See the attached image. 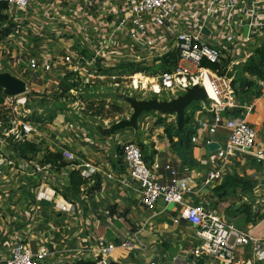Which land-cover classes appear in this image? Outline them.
Segmentation results:
<instances>
[{
  "label": "built area",
  "instance_id": "built-area-1",
  "mask_svg": "<svg viewBox=\"0 0 264 264\" xmlns=\"http://www.w3.org/2000/svg\"><path fill=\"white\" fill-rule=\"evenodd\" d=\"M0 3L8 7L5 12L7 21L0 24V37L7 38L9 35L2 36L3 31H10L13 24L16 28L12 31L18 33L21 41H28L32 31V41L70 44L78 41L81 44V50L77 51L73 45L60 57L49 56L51 48L42 49L38 57L29 56L20 69L32 78L49 83L55 78L75 74L82 77L85 73L89 80H101L105 76L103 70L115 67L120 61L140 63L173 53L176 60L172 71L153 78L142 71L135 73L131 77V88L152 91L159 96L165 91L187 93L195 86L206 90L205 84L209 83L215 95L207 98L211 102L212 122L197 121L194 129L206 130L209 134L207 144L219 147L211 156L215 170L202 180L204 187H212L228 177L240 159L261 158L253 152L259 132L247 120L254 106L246 107L247 114L243 117H232L227 110L235 106V90L238 89L237 85L233 86L234 78L229 76L234 75L235 63L243 66L255 50L264 45V0H0ZM205 29L208 34L203 32ZM3 44L6 46L5 42ZM3 53L0 69L9 70L21 64L20 55L10 56L6 48ZM204 63L218 65L221 74L205 67ZM119 81L118 74L112 76L113 84L118 86ZM161 119L164 122L159 123ZM148 120L163 130L171 123L167 115L155 119L148 117ZM10 126L11 129L5 131L6 137L16 135L22 140H41L37 138L39 126L32 122L14 121ZM220 128L226 131L220 133ZM192 139L196 141L195 137ZM118 146L122 155L121 168L112 170L107 179L120 181L125 186L136 184L141 203L149 211L154 212L160 202L166 206H182V218L196 228L191 249L192 264H243L239 259L240 248L246 250L250 264H264V232L253 233L238 227L213 203L187 204L186 195L195 189L181 180L169 164L148 163L141 141L119 142ZM61 153L63 162L70 164V168L78 166L76 168L85 179L93 178L95 170L89 162L82 163L78 153L70 150ZM6 160L0 153V181ZM82 165L85 170H81ZM162 168L170 172V178L163 177ZM35 171L42 183L50 185L56 194L61 192L63 197L72 196L68 190L69 167L57 169L46 165ZM34 198L31 194L27 197L26 204L20 207L0 236V264H74L80 261L108 264L107 260H114L120 247L136 249L131 240L119 246L103 238L92 239L89 235L53 240V231L37 232V227L32 224ZM70 198L61 207V213L68 215L75 209L77 202ZM42 219L53 229L58 225L51 221L49 211L42 215ZM41 234L42 242L33 248L31 242Z\"/></svg>",
  "mask_w": 264,
  "mask_h": 264
},
{
  "label": "crops",
  "instance_id": "crops-1",
  "mask_svg": "<svg viewBox=\"0 0 264 264\" xmlns=\"http://www.w3.org/2000/svg\"><path fill=\"white\" fill-rule=\"evenodd\" d=\"M15 28L16 26L11 24L10 31L13 32L12 29ZM10 31L6 33L3 31L2 36L9 35L7 38L0 37V44L2 43L0 56L4 55L3 49L6 48L10 52V56H13L12 54L20 55L21 64H16L15 68L9 70L7 68L0 69V72H11L28 81L29 87L35 91L42 90L41 85L45 81L32 78L22 68L20 69V66L25 65L31 55L38 57L42 49L51 48L49 56L60 57L63 53L71 50V44L64 41L34 42L31 40V36L25 42L18 39V33L13 32L12 35ZM19 34L24 35V32H19ZM2 41L6 43V46ZM255 80L258 88L253 89L255 91H249L244 96V100L238 103H236V96L235 106L231 107L233 111L232 113L227 112V114L232 117H243L247 114L246 107L254 106V110L247 120L259 132L253 152L261 158L250 156L240 159L237 167L233 168L228 177H236L242 184L228 195L218 197L219 194L216 191L225 179L216 182L212 187H204L202 184V180L215 170V165L211 161L214 152L207 144L208 132L198 128V130L194 129V125L197 121L212 122L209 100H206L209 103L206 101L194 102L186 110L183 121L177 115L169 117L172 140L166 130L156 127L155 131L153 128L150 133L143 134L141 139L144 141L139 140V142L141 141L148 163L158 162L163 166L169 164L178 173L181 180L195 189L194 192L186 195L185 202L187 204L213 203L221 214L231 217L237 226L253 233H262L264 232V81ZM44 87L50 89L52 84H45ZM258 91L259 93L255 95ZM62 119L60 121H63ZM57 121L58 125L55 126L57 130L55 128L47 129L46 133L42 132L41 124L34 123L39 126L40 134L37 135V138L45 139L44 141L48 143L46 147L40 144L43 152L30 161L22 159L13 152L9 148L6 137L0 135V153H3L7 158L3 167L4 174L0 181V236L4 233L5 227L7 228L8 222L15 218L20 207L26 204L25 201L31 194L38 203L34 202L32 206V224L37 227V232L53 231L52 238L50 237L53 240L62 241L63 239L68 240L70 237L79 238L89 235L92 239L103 238L106 241L117 243L119 246L131 240L136 249L128 250L120 247L114 254V260L120 264H149L151 262L156 264H192L191 249L195 241L196 228L192 223L182 218L183 207L180 205L166 206L160 202L154 212L149 211L141 203L136 184L130 183L125 186L120 181L107 179V175L112 170L121 168V151L113 141L115 139L117 141L120 135H116L114 138L108 137L106 143L97 141V139L92 141L86 139L83 132L76 129L75 124L72 125L73 128L65 125L59 127L65 122V119L64 122H59L58 119ZM225 131L224 128H220V133ZM193 137L196 138V141H193ZM133 138L137 139V136L134 135ZM41 140L29 139V141L37 143H40ZM111 140L112 143L109 142ZM93 143L96 148H93ZM64 150L78 153L81 156V162H89L96 172L92 179H87L88 187H84V191L82 189L80 197L74 195L63 197L61 192L56 194L50 185L42 183L39 174L35 171L37 168L46 166L42 164V161L47 151L62 152ZM68 167L71 173L79 170L78 166H75L76 169ZM84 167L85 165H82L81 170H85ZM161 174L166 179L171 176L165 168L161 169ZM80 175L84 178L81 173ZM98 183L101 184L100 188L97 187ZM68 185L70 187V184ZM70 197L77 202L76 206L74 205L75 209H72L71 214H63L60 209L65 202H68L67 200H71ZM81 201L83 206L79 204ZM250 204L254 206L258 214H256V221L252 223L247 221V215L242 210L243 206ZM46 211L51 213V221L58 223L55 229L51 228L50 223L43 221L42 215ZM43 234L31 242L33 248L38 242H42ZM109 235L112 236V239H109ZM244 251L246 250L239 249V259L243 264H250L247 258L248 254ZM171 252H173L172 260L169 259Z\"/></svg>",
  "mask_w": 264,
  "mask_h": 264
},
{
  "label": "rangeland",
  "instance_id": "rangeland-1",
  "mask_svg": "<svg viewBox=\"0 0 264 264\" xmlns=\"http://www.w3.org/2000/svg\"><path fill=\"white\" fill-rule=\"evenodd\" d=\"M29 34L34 36L32 31ZM42 34H44L43 31ZM34 42L36 41L34 40ZM71 46L77 51L81 50V44L78 41L72 42ZM250 58L243 66L235 63L233 67L234 75H229L234 78L233 81L237 82L238 89L235 90L236 103L244 100V96L249 93V91L244 93L240 90L241 84L238 80L247 78L257 84L255 78L254 81L252 76L244 73L245 66ZM174 60H176L175 54L166 53L162 58H151L146 62L126 64L120 61L115 67H108L103 70L105 76L101 80L93 78L89 80L86 78V74L83 73L84 76L82 77L75 74L74 76L59 78L58 80L55 78L49 83L43 82L41 85L42 90L40 89V91H35L29 87L27 94L17 98L5 99V102L0 105V119L9 120L11 125V122L14 121L25 123L30 118H33L34 122L32 123L41 124L43 131L47 129L53 130V128L57 130L55 127L58 125L57 119L59 122H64L65 119V122L59 127H63V125L73 127L72 125L75 124L76 129L84 131L85 138L92 141L97 139V141L106 143L108 142V137L114 138L116 135H120L117 141L116 139L113 140L115 141L114 145L117 147L119 142L129 140L139 142L143 134L150 133L153 128L155 131L157 127L155 123L152 124L148 120V117L155 119L164 116L163 113L153 110L148 111L140 106L151 101L170 102L184 97L186 92L165 91L158 96L152 91H135L131 88V77L140 71L150 78L157 77L164 72L172 71L174 69ZM114 71H118V73ZM115 74H118V79L120 80L118 86L112 82V76ZM218 77L222 78L220 75ZM50 83L52 84L50 89L44 87L45 84ZM257 88L258 85H255L250 91H255L253 89ZM258 93L259 91L255 95ZM171 116H176V114H167V117ZM39 118L44 120L40 123ZM60 118H63V121H60ZM6 130H3L4 136H7ZM170 130L166 133L169 134ZM134 135L137 136V139L133 138ZM44 140H41L39 144L46 147L48 142ZM113 141L109 142L112 143ZM93 146V148H96L94 143ZM79 204L83 206L82 201ZM109 239H112L111 235H109ZM172 257L173 252H171L169 259L172 260Z\"/></svg>",
  "mask_w": 264,
  "mask_h": 264
},
{
  "label": "trees",
  "instance_id": "trees-1",
  "mask_svg": "<svg viewBox=\"0 0 264 264\" xmlns=\"http://www.w3.org/2000/svg\"><path fill=\"white\" fill-rule=\"evenodd\" d=\"M7 9L8 7L5 4L0 3V24L7 21V15L5 14ZM8 31H5V32H8ZM204 66L212 69L214 72H218L219 74H221L220 68L218 65L204 63ZM244 73H247L248 75L254 77L255 79L259 81H264V45L255 50L248 64L245 66ZM238 81L241 84L240 90L244 93H247L248 91L252 89L253 86L257 85L255 82L249 81L247 78H242ZM236 84L237 82L233 81V86H235ZM6 98L7 97L3 94V90L0 88V105L5 102ZM232 111H233L232 109L227 110L228 113H232ZM43 120L44 119L39 118L40 123ZM28 121L34 122L33 118H30ZM162 122H164L163 119H161L159 123H162ZM0 123L2 124V126L0 124V135L5 138L6 136H4L3 130L11 129L10 122L9 120H6V119H0ZM170 129L171 128L168 126L166 128V132ZM168 135H170V139L172 140L173 137H172L171 131L169 132ZM6 141L9 145V148L13 152L18 154L24 160L30 161L43 152V148L40 146L39 143L32 142L27 139L25 140L18 139L16 135H10L9 137H6ZM42 164L52 165L53 167L57 169L65 168L70 165L66 162H63V155L61 152H52V151L46 152L43 158ZM87 184H88L87 179H84L78 171H73L70 175V187L68 188V190L72 194V196L74 195L76 197H80L82 195V189L85 186H87ZM240 184L242 183H240L236 177H226L224 183L220 187H218V190L216 189V191H218V194H219L218 197L228 195L229 193H231V191L233 192L236 188H238ZM97 187L100 188L101 184L98 183ZM242 210H243V213L247 215V221L249 223L256 221L257 213L252 204L243 206ZM74 264H92V263L87 262V261H80Z\"/></svg>",
  "mask_w": 264,
  "mask_h": 264
},
{
  "label": "water",
  "instance_id": "water-1",
  "mask_svg": "<svg viewBox=\"0 0 264 264\" xmlns=\"http://www.w3.org/2000/svg\"><path fill=\"white\" fill-rule=\"evenodd\" d=\"M248 28H246L245 36L247 35ZM204 33L208 34V31L205 29ZM0 88L3 90V94L6 97H19L25 95L29 89L28 81L14 75L11 72H0ZM208 94L202 86H195L191 88L184 97L174 99L170 102H160V101H151L145 105H141V108H144L148 111H157L167 114H176L178 118L183 121L185 120L186 110L194 103L198 101H206ZM217 144L209 145L210 150L215 151L218 149ZM173 205V204H172ZM108 264H120L116 260L108 259Z\"/></svg>",
  "mask_w": 264,
  "mask_h": 264
},
{
  "label": "bare ground",
  "instance_id": "bare-ground-1",
  "mask_svg": "<svg viewBox=\"0 0 264 264\" xmlns=\"http://www.w3.org/2000/svg\"><path fill=\"white\" fill-rule=\"evenodd\" d=\"M139 77H140V76H139ZM205 88H206V92H207L208 96H209L210 98H214L215 95H214V93H213V91H212V89H211L209 83H206V84H205Z\"/></svg>",
  "mask_w": 264,
  "mask_h": 264
}]
</instances>
